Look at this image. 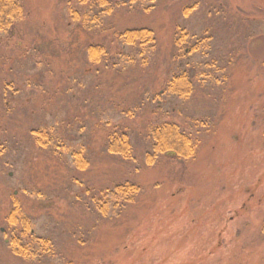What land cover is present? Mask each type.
Segmentation results:
<instances>
[{
	"label": "rangeland",
	"instance_id": "rangeland-1",
	"mask_svg": "<svg viewBox=\"0 0 264 264\" xmlns=\"http://www.w3.org/2000/svg\"><path fill=\"white\" fill-rule=\"evenodd\" d=\"M18 1L0 32V264H264V0ZM140 28L153 47L116 38ZM183 73L185 99L166 91ZM163 122L198 140L192 158L147 165ZM112 129L132 160L107 153Z\"/></svg>",
	"mask_w": 264,
	"mask_h": 264
},
{
	"label": "trees",
	"instance_id": "trees-1",
	"mask_svg": "<svg viewBox=\"0 0 264 264\" xmlns=\"http://www.w3.org/2000/svg\"><path fill=\"white\" fill-rule=\"evenodd\" d=\"M136 1V0H131ZM79 4H84L85 0H77ZM101 3V0H97ZM23 14L22 5L18 0H0V32H7L16 24ZM116 38L122 44L127 46L138 45L140 48L145 49L148 46L153 47L155 45V39L153 32L146 28L140 29H128L119 32ZM106 56V51L101 46L91 45L87 50V57L89 62L98 64L101 62V58ZM170 94L176 98H187L191 92L192 87L188 76L183 73L179 76H175L170 82H168L167 90ZM203 124H199L202 126ZM30 137L35 138V143L40 148L47 147L46 136L40 131L32 130ZM38 137V138H37ZM33 140V139H31ZM151 154L146 155L147 165L153 163V159L157 155H170L175 157L186 159L192 158L195 154V149L198 144V140H194L192 135L187 129L179 127V125L171 122H163L156 126L151 132ZM39 148V149H40ZM105 148L107 153L111 155L120 156L126 160H132V152L130 149L129 140L125 133L117 132L112 129V132L107 134L105 140ZM75 170L84 171L86 169V162L82 157L81 152L74 153ZM112 192L115 197H118L120 201L124 203H130L132 197L135 198L139 193V188L128 181L121 184H115L112 187ZM103 211V210H102ZM18 219V211L13 209L9 216H7V223L9 227L15 229ZM21 231L20 235L23 236L29 231V221L21 219ZM12 253L16 256H28L27 250L23 248L18 239H14L10 242Z\"/></svg>",
	"mask_w": 264,
	"mask_h": 264
}]
</instances>
